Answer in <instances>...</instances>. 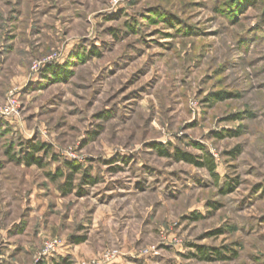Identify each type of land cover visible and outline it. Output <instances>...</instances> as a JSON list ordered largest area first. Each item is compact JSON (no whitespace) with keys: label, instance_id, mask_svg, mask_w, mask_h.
Wrapping results in <instances>:
<instances>
[{"label":"rangeland","instance_id":"1","mask_svg":"<svg viewBox=\"0 0 264 264\" xmlns=\"http://www.w3.org/2000/svg\"><path fill=\"white\" fill-rule=\"evenodd\" d=\"M0 264H264V0H0Z\"/></svg>","mask_w":264,"mask_h":264},{"label":"trees","instance_id":"2","mask_svg":"<svg viewBox=\"0 0 264 264\" xmlns=\"http://www.w3.org/2000/svg\"><path fill=\"white\" fill-rule=\"evenodd\" d=\"M50 71H51V73L57 74L56 68H50ZM44 150H45V148H44L43 145H41L40 143H34V144H31L28 147V150H24L25 153H23L22 157H16L14 155V156H11L10 158H11V160L13 162H17V163L24 162L26 166H33V165L41 166L42 158L41 157H36V155L38 153H40L41 151H44ZM156 150L161 156H165V157H169L170 156L167 153V151H165L162 148V146H160V145L156 146ZM174 158L176 160H181V161H184L186 163L193 164L196 167H207L209 169V171H211V172H213V169H214V165H213L212 161L208 157H206L204 160L200 161V160H198L197 158H195L194 156H192L190 154H186V153H182L181 154V153L177 152V153H175ZM71 168L75 170V167L71 166ZM87 183L94 184L95 181L89 179ZM65 185L69 186V182H67ZM66 186H64L62 188H65ZM225 191L226 190H224L223 193H225ZM205 253L206 252L204 251V249L203 250L200 249L199 250V258L208 259V258H206V256H204ZM214 254L217 255L218 252L215 250Z\"/></svg>","mask_w":264,"mask_h":264},{"label":"built area","instance_id":"3","mask_svg":"<svg viewBox=\"0 0 264 264\" xmlns=\"http://www.w3.org/2000/svg\"><path fill=\"white\" fill-rule=\"evenodd\" d=\"M53 250H55V244H54V243H51V244H49L48 247H47V252H48V251H53ZM47 252H46V253H47ZM44 254H45V253H44Z\"/></svg>","mask_w":264,"mask_h":264}]
</instances>
